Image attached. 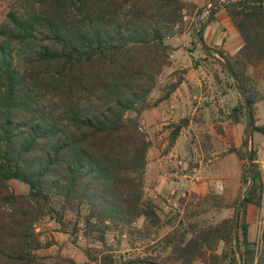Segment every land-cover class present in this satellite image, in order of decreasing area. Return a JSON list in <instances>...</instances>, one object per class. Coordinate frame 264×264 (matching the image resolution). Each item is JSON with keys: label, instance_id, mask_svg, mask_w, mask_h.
I'll return each mask as SVG.
<instances>
[{"label": "trees", "instance_id": "1", "mask_svg": "<svg viewBox=\"0 0 264 264\" xmlns=\"http://www.w3.org/2000/svg\"><path fill=\"white\" fill-rule=\"evenodd\" d=\"M0 22V264H78L57 253L41 255L54 237L35 230L46 219L75 243L78 234L103 247L96 264H239L233 240V215L217 223L192 220L171 226L159 237L164 222L156 203L146 199V165L151 148L139 131L142 114L166 101L182 83L183 72L160 86L171 67L174 50L168 40L190 26L200 13L188 0H14ZM224 9L242 45L237 53L244 67L264 62V0H224L200 28ZM218 53L233 70L252 115V136H264L254 118L255 96L244 71ZM210 61L219 67L235 103L225 115L241 128L242 142L233 153L243 162L244 107L231 78L218 63L202 55L193 66ZM214 79L218 81L215 75ZM160 94L154 97V93ZM181 122L173 127L172 144ZM206 143L202 149L207 155ZM252 150L254 184L240 211L238 245L243 264H264V230L259 242L249 239V206L259 207L262 173ZM26 187L15 193L9 183ZM196 207L211 194L193 196ZM238 198L234 201L237 204ZM66 211L76 221H64ZM81 225V226H80ZM168 225H172L168 222ZM145 241L149 254L115 260L108 237ZM122 236L124 238H122ZM131 245V244H130Z\"/></svg>", "mask_w": 264, "mask_h": 264}, {"label": "crops", "instance_id": "2", "mask_svg": "<svg viewBox=\"0 0 264 264\" xmlns=\"http://www.w3.org/2000/svg\"><path fill=\"white\" fill-rule=\"evenodd\" d=\"M203 36L204 43L209 47L218 48L232 59L236 58L243 62L237 55L243 42L224 9L215 14L214 20L205 27ZM168 44L174 48L171 54L172 65L168 68V73L183 72V81L166 101L145 111L141 119L146 125V134L151 143L146 165V179L150 184L146 187L149 188L148 198L155 200V203L158 200L157 193L160 192H164V195L173 190L176 193L184 191L187 194H207L212 189L213 183L217 182L216 180L224 183L227 188L232 187L235 181L224 173L223 169L226 168L224 161L229 160L234 165L238 164L239 167L242 162L235 154L228 153L232 144L236 148L241 145L242 134L239 125L230 124L225 120V115L234 105L236 98L226 87L224 76L217 68L211 70L204 61L193 66V61L199 58L195 51H191L192 45L187 29L181 35L169 39ZM215 75L218 81L214 79ZM158 93L156 91L154 97H157ZM260 117L261 115H257L254 109L256 125L264 126ZM182 121L187 125L180 129L175 141L169 144L173 127L180 125ZM198 126L209 128L210 139L224 141V146L217 148L214 143L211 146L212 150L206 148L207 155H205L202 143L206 142L199 139L194 144L195 147L193 144H188L186 134L192 131L195 135ZM263 143V135L255 133L252 136L251 148L256 153L255 162L261 164L260 170L264 184V164L259 159L264 153ZM221 150L225 152L222 158L217 156L218 151ZM184 157L188 160L186 162L188 171L182 173L179 179H172L170 173L174 169L175 160ZM207 160L210 163L209 175L212 177L205 178L200 172L203 161ZM220 163L223 168L217 170ZM212 181L214 182L211 183ZM258 215L259 207H248L246 220L249 224V236L257 232Z\"/></svg>", "mask_w": 264, "mask_h": 264}, {"label": "rangeland", "instance_id": "3", "mask_svg": "<svg viewBox=\"0 0 264 264\" xmlns=\"http://www.w3.org/2000/svg\"><path fill=\"white\" fill-rule=\"evenodd\" d=\"M191 2H194L198 9H200V12L205 8L211 0H188ZM15 5L14 0H0V22L4 19L5 14ZM198 16V15H197ZM197 16L193 22V31H194V25L196 24ZM187 33H190V26L188 24L187 26ZM185 29V30H186ZM192 31V32H193ZM193 34V33H192ZM189 39L191 40V37L189 35ZM198 50V49H197ZM196 56L198 58H202V53L198 50L195 51ZM204 56V55H203ZM234 67L237 71H244L245 77L248 80L249 87L252 89V93L255 96V104L254 109L256 110L257 115H261V120L264 122V62L261 63L257 68H252L248 66L247 68L244 67V64L242 61L234 58L232 60ZM205 65L212 68H217L219 70V67L215 65L214 63L210 61H206L204 63ZM217 66V67H216ZM169 70L167 69L163 75L160 77V86L165 85L169 81L173 79L172 74L168 73ZM177 72V71H176ZM160 93H158L159 95ZM260 113V114H259ZM198 129L195 130V135L190 131L186 134V142L188 144H195L199 139L201 141L206 142L207 149L212 150V145L214 143L216 144L217 148L223 147L224 141L219 140H213L210 139L208 133L209 128H205L198 126ZM209 140H208V137ZM244 138V137H243ZM213 141V142H212ZM195 147V145H194ZM264 148V143H263ZM210 152V151H209ZM193 155V153H191ZM225 152L218 151L217 156H221L222 158L224 156ZM184 156V155H183ZM203 156L206 158V156L203 154ZM185 162L188 160L183 158ZM260 161L264 164V153L260 155ZM246 163V162H245ZM242 164L239 167L238 164L234 165L229 160L224 161L225 169L224 173L228 175L232 180L235 181V183L232 185V187H226L224 183L220 182L219 180H216L217 182L213 183L212 189L208 192L211 194V198H209L208 202L204 203L202 206H197V199H193V196H204L206 194L202 195H196V194H189L184 201L181 202L179 210L166 212L163 210L162 202L164 200V192L157 193L158 200L156 201L157 206V212L161 216L164 227L161 228L159 231V237L165 235L167 232H169L171 226H177L178 224H183V226H188L191 224L192 220H203L208 223H217L221 221L224 218L231 217L234 212V201L236 198H239L240 194L245 189L246 184L242 182ZM209 165L210 163L207 161H203V164L201 166L202 170L200 174H202L205 178L212 177L209 174ZM261 164L259 163V166ZM188 168V165L187 167ZM223 166L221 163L217 166L218 169H222ZM188 171V169H183L182 173ZM219 177V176H217ZM150 184V183H149ZM148 184V185H149ZM9 187L12 191L15 193H25L26 187L22 184H19L15 181H11L9 183ZM221 187V188H220ZM207 193V194H208ZM146 199H148V195L145 196ZM64 221L68 224H73L76 221V217L74 216V213L70 211H66L64 215ZM168 222H171L172 225H168ZM35 230L37 232L42 233V238L46 237L47 234H51L54 237L55 245L50 247L47 250L40 251L39 254L41 255H54V254H61L62 256H68L72 258L76 263L78 264H96L93 262H90L89 256H99L103 252V247L99 245L96 242H87L83 239L81 236V233L78 234V238L75 241V243L71 240V238L65 234L59 231L58 225H56L53 221H50L46 219L41 224L34 225ZM81 226V225H80ZM264 230V223L262 224L261 230H260V237ZM122 238H124L122 236ZM153 239V237H152ZM152 239L145 240V241H132L125 240L119 242L118 239L110 235L107 240L108 246L112 249L110 252L113 254L115 260L118 262H123L130 258H137V257H143L147 256L149 254L148 248H150V245H152ZM249 239L253 242H257V232H255V235L249 236ZM131 244V245H130ZM178 264V263H173ZM191 264H201L199 260L193 261Z\"/></svg>", "mask_w": 264, "mask_h": 264}, {"label": "water", "instance_id": "4", "mask_svg": "<svg viewBox=\"0 0 264 264\" xmlns=\"http://www.w3.org/2000/svg\"><path fill=\"white\" fill-rule=\"evenodd\" d=\"M224 0H211L209 4L203 8V10L198 14L196 19V24L194 25L193 31V41L197 49L207 58H210L218 63V65L224 69V71L229 75L231 78L233 87L235 88L239 99L241 100L244 113H245V126H244V155H245V162L247 164V172H248V179L247 185L243 192L240 194L237 204L234 208L233 212V240H234V251L237 257L239 264H243L241 255L239 252V245H238V225H239V216L241 208L244 204L245 199L247 198L249 192L251 191L253 184H254V176H253V169H252V115L250 113V106L247 101L246 95L243 92L242 87L240 86L233 70L230 68L228 63L220 56L218 53L211 51L205 46L203 39L200 36V28L202 24L205 22L211 11Z\"/></svg>", "mask_w": 264, "mask_h": 264}, {"label": "built area", "instance_id": "5", "mask_svg": "<svg viewBox=\"0 0 264 264\" xmlns=\"http://www.w3.org/2000/svg\"><path fill=\"white\" fill-rule=\"evenodd\" d=\"M138 129L142 133H147L146 125L142 121ZM186 166L187 164L183 158H177L175 160V165L173 166L174 169L170 173V177L176 180L179 179L182 174L183 169H186ZM148 189L149 188L147 187H145L144 189L145 196L148 195L149 193ZM188 195L189 194L185 193L184 191L176 193L173 190L169 192L163 197L164 198L162 202L163 210L166 212L179 210L181 202L184 201ZM154 199H157V198L154 197ZM257 222H258L257 223V243H258L260 239V230H261L262 224L264 223V184H263L262 193H261V201H260V206H259V215H258Z\"/></svg>", "mask_w": 264, "mask_h": 264}]
</instances>
